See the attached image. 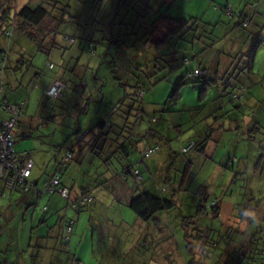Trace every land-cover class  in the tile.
I'll return each instance as SVG.
<instances>
[{
    "label": "clouds",
    "instance_id": "obj_1",
    "mask_svg": "<svg viewBox=\"0 0 264 264\" xmlns=\"http://www.w3.org/2000/svg\"><path fill=\"white\" fill-rule=\"evenodd\" d=\"M65 2L73 4L72 8L67 9L69 13L76 11L81 5V0L79 3H74V0H62L60 6ZM165 3L169 5V10L175 9L178 17L162 14ZM226 3L225 8L221 0H201L194 9L193 0H145L144 5L149 14L154 13L157 17L148 30L149 34L157 39L132 42L130 45L125 43L120 46L122 56L128 69L139 68L145 74L162 71L164 81H175L176 91L169 97L167 104L141 102L140 106L146 109L148 115L143 121L138 119L135 125L124 120L119 94L115 91L107 96L104 94L106 78L94 79L97 75L95 64L98 61L107 63L109 68L115 65L116 56L112 55L111 49L106 58L92 47L99 45L101 40L111 38L110 28L106 27L96 14L87 21L81 13L78 18L79 30L74 29L73 20H67L61 29L67 35L57 38L62 44L69 45V52L61 59L60 52L54 51L48 59H42L37 67L27 73L31 82L27 84L26 98L22 101L26 111L17 113L18 116H23L24 123L16 131L27 134L43 126L49 129L52 135L41 136L39 140L33 137L34 150L30 154L24 153L30 155L28 167L17 173L20 183L37 176L46 179L52 171V163L49 160L51 156L56 157L58 165L63 161L61 171L68 168L73 159L80 161L81 167L73 168L70 176L65 177L67 183L74 185L71 197L77 200L90 222L100 225L102 239L108 238L110 242L113 239L117 242L135 239L137 246L128 252L129 256H135L137 247L147 234L148 226L140 216L130 215L128 208L138 205L144 199V181L140 178L138 167L135 181H129L121 175V168L138 165L140 159L146 167L153 162L166 164L170 161H166L160 154L166 149H171L177 142H180L181 146L176 151L187 157L203 144L207 145L208 154H214L224 146H229L227 150H231V147H236L238 143L243 144L247 139L248 143L243 149L244 158L239 167L233 169L235 180L228 178L225 192L229 194L220 201L215 198L212 200L213 204L219 203V213H205L214 225L217 224L214 218L218 215L219 239L209 238L207 231L201 232L199 240L192 234L188 238V247L194 264H206L207 258L214 256L212 249L220 248L223 251L225 247L236 252V264H248L245 253L254 250L255 241L264 242V130L255 137L248 136L247 128L251 126V115L242 120L235 118L239 113L234 114L229 111L228 105L224 104L228 116L234 118L225 120L213 109L202 121L204 127L186 142L183 141L185 128L173 129V125L183 123L180 119L182 114L170 112L165 123L169 132L174 133V141L158 143L151 140L148 134V129L156 126L161 115L160 110H170L176 104L181 88L186 95H191L198 83L209 86L213 92L219 91L222 97L230 99L232 105L240 104L241 110L248 109L254 114L259 109H264V100L253 102L251 93L257 84L252 73L245 71L246 67H241L253 34L264 35V0H226ZM95 4L98 6L97 12L104 10L105 0H95ZM225 21L227 28L221 29V35L209 41L204 34L200 35L198 41L195 40L198 27L200 33H204L208 27L207 22H210L212 30L215 31L217 25H222ZM9 35L14 37L15 33ZM77 39L84 43L78 45ZM185 41H192V47L187 46ZM6 43L10 45L11 41ZM112 47H116L115 40L112 41ZM196 47L200 49L199 52L194 51ZM260 49H264V44ZM76 56L82 58L74 66L71 58ZM124 71L125 69L121 68L113 75L120 76ZM32 72L39 75L33 77ZM0 76H3V73H0ZM228 82L232 84V91L226 93L224 89ZM154 88L155 86L153 90ZM145 91L147 90L141 91V98ZM0 94H4V89L0 88ZM33 97H36L37 101L35 108L31 106ZM184 107H187V104ZM9 115L0 109V119H7ZM237 124L241 125L239 132ZM122 132L125 133L124 143L130 147L128 157L118 148ZM134 137L136 142H133ZM112 145H117L115 151L112 150ZM101 155L105 157L102 166H99L95 173H91L89 160H95ZM208 167L212 165L208 163ZM214 172L215 175L205 181L210 185L208 194L218 190L217 177L226 175L225 170L219 166L215 167ZM3 175L4 173L0 172V176ZM81 175L83 179L80 178ZM55 179L58 182L60 177ZM64 194L69 195L67 188ZM187 231L191 232L190 229ZM164 256L169 257L167 264H187L188 257L183 249L177 246L175 239L170 241L162 253L157 249L154 260L147 257L145 259L148 264H161ZM217 259L222 260L223 257Z\"/></svg>",
    "mask_w": 264,
    "mask_h": 264
},
{
    "label": "rangeland",
    "instance_id": "obj_2",
    "mask_svg": "<svg viewBox=\"0 0 264 264\" xmlns=\"http://www.w3.org/2000/svg\"><path fill=\"white\" fill-rule=\"evenodd\" d=\"M37 1L43 2L44 4L47 0ZM117 1L118 0H105L104 10L102 12H97L96 9L98 6L95 4V0H81V5L76 11L71 13L67 11L66 14L63 15H65L67 20H73V27L76 30H79L80 27V21L78 18L81 13L87 21H90L93 14H96L97 18L100 19L105 26H107L108 23L111 24V30L114 34L119 29L123 30L126 35L130 34L132 31L137 32L135 31L136 28L140 30V24H137L138 27H136L135 24H132V22L127 20L125 23L123 22L126 15L125 12H128L129 7L131 6L125 9L124 5L117 4ZM221 2L224 3V7L226 8V0H221ZM233 2H242V0H233ZM21 3L22 0H19V8L22 6ZM74 3H79V0H74ZM200 3L201 0H193V8L195 9ZM64 5L68 6L67 9L73 7L72 3L65 2ZM118 6H120V8ZM49 8V10L53 9L50 3ZM242 11L243 8H241V12ZM167 12L168 15L173 17H178L179 15L174 8L171 10L168 9ZM116 13L118 15H116ZM141 15L143 17H148L146 11L141 13ZM237 15H239V13H237ZM120 23H124V25L122 26ZM207 23L208 27L205 28V31L212 33V25L210 22ZM64 25L65 24H63L61 29H63ZM226 28V21L222 25L218 24L215 31H213V36L206 35V39L209 41L212 40L215 36L221 35V29ZM13 33H15L13 39L0 34V50L8 48L10 54V58H8L10 59L9 67L5 70L6 78L8 76L10 81L13 83L12 89H14V87H18L17 90H12L10 87L4 86L5 95H7L9 102L12 103H14L21 96V93L18 91L24 90V96L26 95L25 89L27 84L31 82V77H28L27 73L31 69L37 67L39 61L42 59H48L54 51L60 52L61 59H63L64 54L70 50L69 45L62 44L57 38L58 36L67 35L61 30L56 37L57 46L54 47V44L52 46V42L50 44L49 41L46 42V51H49L51 47H54L50 52H39L36 44L28 40L23 33L18 30H14ZM256 34L252 36V40L249 44V50L246 54H253L255 56L256 51L259 52L255 60L254 73L258 74L259 77L264 80V59H262V57H264V49H260L261 45L264 43L261 42L260 46L256 47L255 41L259 37L256 36ZM260 36L264 41V35L260 34ZM134 38V36L125 37L126 41L129 42L133 41ZM109 40H111V38ZM7 41H11V44L8 45L6 43ZM83 43L84 42L77 39L78 45ZM109 46L110 43L107 45L99 43V45H94V48L107 58L109 56ZM117 52V45L116 47L111 48L112 55L116 56L114 67L109 68L107 63L100 61L95 64L97 75L94 79L106 78L107 81L103 86L104 94L107 96L110 92L115 91L119 94L120 100L124 95L125 89L131 90V88L123 86L128 84V80L131 78L129 85H135L137 80L146 84L145 90L147 91L143 99V103L167 104L169 97L172 96L174 89L176 88L175 81H164V74L162 71L154 72L156 75L153 76V73L145 74L139 68L135 70L128 69L127 67L125 68V64L119 58ZM81 58V56L72 57L71 59L73 60V65L75 66L78 64ZM89 67H92V65H89ZM121 68L125 69L122 75H113L115 71H118ZM36 74V72H32L33 77H36ZM113 85H115V89H113ZM153 86H155L154 90ZM199 90L200 88L197 85L191 95H186L184 89L181 88V98L179 104L174 105L170 110L161 109V115L156 126L148 129V134L151 140L158 143L175 140L174 133L169 132L165 126L170 112L182 114L180 119L183 123L173 125V129L177 126H179V128H185L186 135L183 138L184 142L191 139L192 136H195L196 133L204 127L202 121L210 115L213 109L217 110L219 104V101L217 100H219V96L221 94L219 91H211L206 103H203L204 105L206 104V107L200 110L198 107L200 104L198 99L200 93ZM256 91L261 92L264 99V85H257ZM1 100H4L2 94H0V101ZM228 100L229 98L224 99L228 105L229 111H232L234 114L239 113L238 117L240 119H242L243 115H251L248 109L241 111L235 109L233 105H229L230 103ZM36 102V97H33L31 102V106L33 108H35ZM185 104H187V107H184ZM143 110L144 120L148 113L146 109L143 108ZM153 111L155 112L156 110ZM218 112L219 115H222L221 111ZM254 115L252 119L254 121L253 124L247 128L248 136L251 137L257 136L261 130H264V110L263 112L258 110L254 113ZM225 116V120H231L234 118L233 116H228L227 113ZM135 120V117H131L130 122L132 123ZM256 124H259L261 128ZM255 127H257V129H254ZM240 128L241 125L237 124V132L240 131ZM153 132L154 135H150L153 134ZM32 133L35 140H39L41 136L50 137L52 135V132L43 126H40L39 130H34ZM33 137L26 139L22 137L19 141L28 142L31 149L33 148ZM133 142H136L135 138H133ZM216 142L219 143V141ZM247 143L248 140L245 139L243 144L238 143L236 147H231V150H227L229 146H224L221 149L216 150L214 154H208L207 145L203 144L202 147L198 148L187 157H184L179 151H176V149H179L181 146L180 142H177L173 144L171 149H166L164 153L160 154L166 158V161L170 162H167L166 164H156L153 162L147 167L143 164L141 165V170L144 176L143 190L150 192L154 196H159L166 200H172L174 202V207L171 208L170 211L159 213L152 221L148 223L145 222L148 226L146 229L147 234L145 235L143 242L139 244V247H137L135 256L128 255L129 250L136 247L138 244L135 239H127L120 242H117L114 239L111 240V242L108 238L102 239V229L100 225L90 222V218L81 209L79 204H77L76 207H72V205H69L67 199L60 198L61 196L58 194H56L58 196H55V199L60 201V208H58L59 211L55 213L53 217L54 220L48 225V231H50L52 235L54 234V241L51 242L52 246L54 248H58L57 245L61 246L60 241L56 238V233L58 231L56 224L58 219L63 217L65 219H74L75 226L70 236V242L67 243L68 248H63L62 250V256H67V254L70 255L71 253L72 259L74 258L78 260L80 264H148V261L145 258L147 257L154 260L157 256V249H159L162 253L173 239L176 240L177 246L182 248L184 254L188 257V264L190 260H193L191 250L188 247L190 242L188 238L190 235L195 234L194 238L199 240L201 238V232L207 231L209 233V238L216 237L219 239L218 215L214 218L217 221V224L214 225L212 220L207 219L205 213H214L211 209L213 198L220 201L227 194H229L225 192V188L229 183L228 178L232 177L233 181L235 180L233 169L238 168L240 161L244 158L243 149L246 147ZM137 159L140 158L137 157ZM49 160L52 163V171L48 174L46 179L52 177L55 166L57 165L55 156L49 157ZM140 161L143 160L140 159ZM115 162L119 163L118 161ZM208 163H210L212 167H208ZM102 164L103 163L97 157L95 160H89L88 167L90 172L95 173L96 169L99 166H102ZM216 166L223 168L226 175L217 177L216 187L218 190L213 194H208V188L210 185L205 183V181L215 175L214 169ZM80 167V161H73L70 164L67 170L68 172L63 178L65 184H67L65 177L70 176L72 169H78ZM123 171L124 169L121 168V175ZM80 178L83 179V176L81 175ZM39 179L42 181L45 180L40 176ZM128 180L135 181L132 177H129ZM82 189L83 185H81V190ZM234 189L235 183H233L232 190ZM53 197L54 196L45 195L38 199L47 200L45 205H48V200ZM22 198V194L14 193L8 194L7 198L0 199V225L2 227V229L0 228V263L8 260L6 264H48V259H43L41 257L43 254L40 256L37 249L29 250L28 245L29 235H32L31 232H33V227H35L34 232L36 235L47 230V228L42 230L40 229L41 225H39V221L43 216L50 213H43V203L40 207H38V199H36L37 201H35L31 207H28L26 203H22ZM74 200L75 199L71 198V203ZM10 204H13V207H10ZM201 204L203 205L204 210H199V206ZM217 204L218 214L220 205L219 203ZM128 213L130 215H135L130 208H128ZM188 229H190L191 232L187 231ZM36 235H32L33 238H37L38 236ZM212 251L214 252V256L207 258L206 264H231L233 260H237L236 252L228 250L226 247L223 251L220 248L212 249ZM245 256L248 258V264H264V242L261 240L255 241L254 250L250 253H245ZM218 257H223V259H217ZM168 261L169 257L164 256L161 264H167ZM173 264H176V262H173Z\"/></svg>",
    "mask_w": 264,
    "mask_h": 264
},
{
    "label": "trees",
    "instance_id": "obj_3",
    "mask_svg": "<svg viewBox=\"0 0 264 264\" xmlns=\"http://www.w3.org/2000/svg\"><path fill=\"white\" fill-rule=\"evenodd\" d=\"M50 5L53 7L52 10H49V3ZM62 3V0H47L44 4L43 2L37 1V0H22L21 3V7L19 8V0H0V34H3L5 36H7L8 38H12L13 36H10V33H13L14 30H18L19 32L23 33L28 40L32 41L33 43L36 44L37 46V50L39 52H44L46 51V42L49 41V44L52 42V46L54 44V47L57 46L56 45V37L59 34L63 24H65V22L67 21V18L65 17V15L67 12V5L60 6ZM145 0H118L117 4L120 5H124V8L127 9L129 6V11L125 12V17L123 22L125 23V21H129L132 22V24H135L136 27H138L137 24H140V30H138V28L135 29L134 32L132 31L130 34H125L123 30L119 29L115 32V34L112 32L111 30V24L108 23V25L106 27L110 28V35H111V40H101L100 43H104V44H108L110 43V49L112 48V41L115 40L117 48H118V56L119 58L124 62L125 64V68L127 65V62L124 60L123 56H122V52L120 49V46L128 43L129 45L132 42H146V41H152V40H156L157 38L154 35H150L149 34V28L151 23L157 19L156 15L153 14H149L146 6L144 5ZM17 6V7H16ZM135 6V7H132ZM120 8V6H118ZM169 9V5L167 3H165L163 5V10H162V14H168L167 10ZM147 12L148 17H143L141 15V13L143 12ZM116 15H118L116 13ZM124 23H120L122 26L124 25ZM173 23H175V21H173ZM237 23H239V20H237ZM212 33L210 32H206L204 30V33H200V29L199 27L197 28L196 32L198 33V35L195 36V40H199L200 35H204L206 34L207 36H213V30H211ZM129 36L132 37L134 36V40L129 42L126 41L125 37ZM70 38V37H69ZM207 38V37H206ZM77 42V41H76ZM107 42V43H105ZM184 43H186L189 47H192L193 42L192 41H185ZM54 47H51L54 48ZM94 48V45L92 46ZM51 49L49 51L46 52H50ZM200 51V49L198 47L194 48V51ZM38 52V53H39ZM253 56L251 55H246L244 58V62L241 64V67H245V64L247 65L246 70L245 71H252V67L254 65L253 63V57L252 59H250ZM10 58V54L8 51V48L5 49H1L0 50V73H3V76H0V88L4 89V94L3 95V99L0 101V109L3 110V112L9 113V117L7 119H3L0 122V135L3 131L6 130V126L5 124L15 120L16 121V126H15V133L11 136V141H12V148L14 150V154L11 155L10 157L6 158L4 161V167L5 169V175L4 176H0V199L1 198H7L8 194H16V193H20L23 196L30 194L33 190V188H35V184L31 181V179H26V183L25 184H20L19 182L15 183L16 185H14V187H9L7 186V181L9 180V178H11L13 175H17V173L21 170L24 169L27 164L28 161L30 159V155H25L24 153H19L16 151V147L18 145V143L20 142L19 139L20 138H31L34 131L29 132V133H21L16 131L17 128H19L20 126L23 125L22 122V115L18 116L17 113H24V109H25V104L23 103H19V104H13L11 102H9L7 95H5V87L8 86L12 89L13 87V83L10 81V78L7 76L6 78V71L7 68L9 67V60ZM5 61H7V63H5ZM153 67H155L153 65ZM250 70H247L249 69ZM18 69V68H17ZM15 69V70H17ZM128 71V70H127ZM235 71V69H234ZM39 74L37 73L36 76H38ZM156 73H153V76H155ZM146 77V76H144ZM126 79V77H125ZM131 79V78H130ZM130 79L128 80V84H125L123 86H125L126 88L129 87L131 88V90L129 89H125L124 90V95L122 96V98L119 100L120 103H122L123 108H122V112H123V117L124 120L128 123V124H133L135 125L138 121V119L140 121L143 120V116H144V110L143 108L140 106L141 102H143V99L145 97L146 91L144 92L143 97L141 98V91H144L146 89V84L138 81L135 83V85H129L130 83ZM7 80V81H6ZM15 83V82H14ZM198 87L200 88L199 90V105L198 107L201 109H204L206 107V104L204 105L203 103H206L209 95H210V87L206 86L205 84H197ZM5 86V87H4ZM18 87H14L15 90H17ZM12 89V90H14ZM230 89V90H229ZM23 91V90H22ZM129 91V92H128ZM176 91V88L174 89V92ZM224 91L230 92L232 91V84L231 82H228L227 87L224 89ZM214 94V93H213ZM173 95V94H172ZM180 98L181 95L179 94V99L176 102L175 105H177L180 102ZM214 98V97H213ZM227 97H222L221 95L219 96V104H218V108L217 111H223L222 115H219L222 118H225L226 116V111H225V107L223 106L224 104H226V102L224 101V99H226ZM228 102L231 104L230 99L228 100ZM224 109H222L223 107ZM235 109L240 110L241 105L240 104H235L233 105ZM13 110H15V112H13ZM131 117H135L136 120L134 122H130ZM253 117L251 116V125L253 124ZM242 120V119H241ZM258 127L261 128V126L259 124ZM31 127V125L29 126ZM176 128H179V126H177ZM254 129H257V127H255ZM36 130V129H35ZM39 130V129H38ZM150 135H154L150 134ZM135 138V137H134ZM125 140V133L122 132L119 136V145L118 148L119 150H121L123 152V154L128 157L129 156V145L124 143ZM189 140V139H188ZM187 141V140H186ZM185 141V142H186ZM112 150L115 151L117 148V145H112ZM2 149H1V143H0V159L1 156H3L2 153ZM26 153V152H25ZM97 158L103 163L105 157L104 156H97ZM73 161H77L76 159H73L70 164ZM3 163L0 161V164ZM63 164V161H61V164H57L56 165V172L54 173V175L47 179L44 183H43V187L41 190V194H46V195H50V196H54L56 194L60 195V193L57 191L53 194H49L45 191L46 189V184H49L56 176L60 177V184L61 187L67 188L69 191V195L67 198L61 196V198H65L67 199L69 205H72V207H76L77 206V200L75 199L72 203H71V189L67 186H64L62 183L63 177L66 174L68 168L63 169L62 171L60 170L61 166ZM69 164V166H70ZM145 165L143 161H140V163L138 165H131L127 168H123L124 171L122 172V175L128 179L129 177H132L134 180L137 179L136 176V170L137 167L139 168V173H140V178L143 179L144 181V176H143V172L141 170V165ZM31 184V185H30ZM165 189V188H164ZM83 191V189L81 190ZM144 199L140 201V203L138 205L135 206H129V208L134 212L135 215L140 216V218L144 221V222H150L153 219H155L156 215H158L159 213L162 212H167L170 211L171 208L174 207V202L172 200H166L163 199L159 196H154L153 194H151L148 191H144ZM10 207H13V204L9 205ZM203 205L201 204L199 206V210L203 209ZM212 212L217 213L218 211V204H212ZM204 210V209H203ZM44 212L47 211V208L43 209ZM0 216H1V211H0ZM49 219V217H48ZM46 219V216H43L41 218V220L39 221V225H41L40 229H45L47 228L46 231H43L41 233H39L38 235L35 234L34 229L35 227L32 228V235H36L38 236L37 238H33L32 235L29 236V245L28 248L29 250H33V249H37V251L39 252L40 256L42 254H44L41 250H42V245L44 244V242H46L47 244L49 242L54 241V234L52 235L50 231H48L49 229V224H50V220ZM52 222V221H51ZM71 226V230L70 232H68V228ZM75 226V220L74 219H65L63 217H60L57 221L56 227H58V231L56 233V238L60 241L61 246L57 245L58 248H54L52 246V244H50L51 246L48 248L49 249V254H51V260H48V264H80V262L76 259H72V255L70 253L67 254V256H62V250L63 248H68V244L70 242V236L73 232ZM0 228L2 229L1 225ZM59 252V253H58ZM43 256V255H42ZM41 256V257H42ZM43 258V257H42ZM8 261V260H7ZM7 261L2 262V264H6ZM188 264H194L193 260H190V262ZM196 264H202L200 262H196ZM231 264H236V260H233V262H231Z\"/></svg>",
    "mask_w": 264,
    "mask_h": 264
},
{
    "label": "crops",
    "instance_id": "obj_4",
    "mask_svg": "<svg viewBox=\"0 0 264 264\" xmlns=\"http://www.w3.org/2000/svg\"><path fill=\"white\" fill-rule=\"evenodd\" d=\"M253 36H254V34H253ZM256 36H259L258 38H257V40H258V42H257V40L255 41V43H256V47L257 46H260V43L262 42V43H264V41H263V39H261V36H260V34L258 33V34H256ZM259 52H257L256 51V53H255V56L253 55V56H250L251 58L250 59H252V57H253V63H254V65H253V67H252V71H251V73H252V76H253V78H254V80L256 81V84L257 85H264V84H262V82H264V80H262L260 77H259V75L258 74H255L254 73V71H255V57L257 58V54H258ZM246 55H251V54H245V56ZM245 67H247V65L245 64ZM257 75V76H256ZM256 87H254L253 89H252V93H251V95H252V97L254 98L253 99V102H255L256 100H264L263 99V96L261 95V92H259V91H256ZM18 92H20L21 93V96L13 103L14 105L15 104H19V103H22V101L26 98V95L24 96V90L23 91H18ZM17 92V93H18ZM12 103V102H11ZM179 104V103H178ZM177 104V105H178ZM223 107V106H222ZM222 109H224V107L222 108ZM26 110V106H25V109H24V111ZM262 111L263 112V110L264 109H259V111ZM240 111H241V108H240ZM223 112V111H222ZM6 113V112H5ZM253 115L254 114H252L251 113V116L253 117ZM259 115V114H258ZM246 115H243V117H242V119L245 117ZM238 119H240L239 117H237ZM254 118H255V115H254ZM3 119H0V122L2 121ZM22 122L24 123V119H23V117H22ZM40 127H37L36 128V130H38ZM21 133H24V132H22L21 131ZM32 137H33V135H32ZM31 137V138H32ZM34 142L35 141H33V143H32V146H33V144H34ZM32 149V150H31ZM30 149V144L28 143V142H25V141H20L19 143H18V145H17V147H16V151L17 152H19V153H31L34 149L33 148H31ZM56 172V166H55V169H54V171H53V174H52V176L54 175V173ZM68 172V171H67ZM67 172H66V174H67ZM65 174V175H66ZM64 175V176H65ZM64 178V177H63ZM47 179H45L44 181H42V180H40L39 179V176H37V177H35V178H32L31 179V181L36 185L35 186V188H33V190H32V192L30 193V194H27V195H24L23 196V198H22V203L24 202V203H26L27 205H28V207H31V205H33L34 203H35V201H37L36 199H38V198H41V196H45L46 194H41L40 192H41V190H42V187H43V183L46 181ZM62 183H63V185L64 186H67V187H69L70 189H71V191L73 190V187H74V185L73 184H69V183H67V184H65L64 183V181L62 180ZM69 185H71V186H69ZM55 196H58V195H54V197L53 198H50L49 200H48V205H45V203H46V201L45 200H43V199H38V207H40L41 205H42V203H43V208H42V211H43V209H45V208H47V211H46V213H50V214H48V215H46V219H48V217H49V219H50V223H51V221H53L54 219H53V217H54V215H55V213L57 212V211H59L58 210V208H60V201H58L57 199H55ZM13 197V196H12ZM60 197V196H59ZM61 198V197H60ZM43 213H45L44 211H43ZM27 217V216H26ZM26 217H25V219H26ZM32 233V232H31ZM30 236V235H29ZM50 244H52L51 242H49L48 244L46 243V242H44V244L42 245V252L44 253L43 254V259H48V260H51V254H49V247L51 246ZM0 264H2V263H0Z\"/></svg>",
    "mask_w": 264,
    "mask_h": 264
},
{
    "label": "built area",
    "instance_id": "obj_5",
    "mask_svg": "<svg viewBox=\"0 0 264 264\" xmlns=\"http://www.w3.org/2000/svg\"><path fill=\"white\" fill-rule=\"evenodd\" d=\"M13 112H15V110H13ZM5 126H6V130L3 131L1 133V135H0L1 149L3 151L2 152L3 156H1V159H0V161L3 162V163L0 164V172H3L4 175H5V169H6L4 167V161H5L6 158H8V157H10L11 155L14 154V150L12 148L11 136L15 133L16 121L12 120V121L6 123ZM27 167H28V164H27V166L24 169H27ZM21 170H23V169H21ZM56 177H59V176H56ZM55 178L49 184H46L45 191L47 193H49V194H53V193L58 191L61 196L67 198L68 196H65V194H64V190L66 188L61 187L60 179L57 182V180ZM25 181H26V179L23 181L22 184H25L26 183ZM17 182L20 183L19 179H17V175H13L11 178H9V180L7 181L6 184L9 187H14V185H16L15 183H17ZM71 226H72V224L68 228V232H70Z\"/></svg>",
    "mask_w": 264,
    "mask_h": 264
}]
</instances>
